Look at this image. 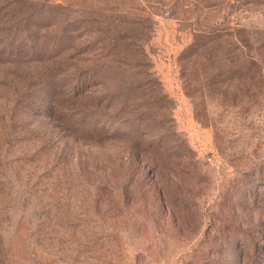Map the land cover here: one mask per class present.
Listing matches in <instances>:
<instances>
[{"label": "rangeland", "instance_id": "374dc122", "mask_svg": "<svg viewBox=\"0 0 264 264\" xmlns=\"http://www.w3.org/2000/svg\"><path fill=\"white\" fill-rule=\"evenodd\" d=\"M0 264H264V0H0Z\"/></svg>", "mask_w": 264, "mask_h": 264}]
</instances>
